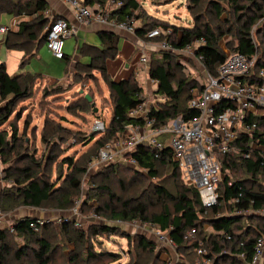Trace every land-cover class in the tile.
<instances>
[{
	"label": "trees",
	"instance_id": "obj_1",
	"mask_svg": "<svg viewBox=\"0 0 264 264\" xmlns=\"http://www.w3.org/2000/svg\"><path fill=\"white\" fill-rule=\"evenodd\" d=\"M94 1L103 5L107 0L88 2ZM121 1L122 5L110 15L116 20H139L134 34L140 39H146V32L155 27L170 30L168 35H160L155 40H165L175 50L185 49L194 40L203 39L202 44L194 47L193 54L207 73L215 74L218 65L230 54L219 45V39L225 35L233 38L232 45H228L231 53L237 51L248 57L255 55V72L264 66V27L255 31L252 29L259 18H264V6L258 0H227L233 14L232 21L220 18L224 8L219 1L186 0L187 10L193 18V25L188 27L165 24L146 15L144 19L138 0ZM47 7L46 0H0V14L23 16L16 29L9 28L3 37L6 49L23 52L20 66L36 55L44 44L48 26L56 18L45 14ZM172 35H178V38L171 39ZM99 37V46L81 43L78 52L87 55L89 61L82 63L77 60L73 68L96 70L107 83L113 102L105 131L97 137L93 134L83 136L80 140L85 145L93 141L90 149L77 160L64 155L61 163L69 171L63 174L61 168L57 181L52 182L45 167L33 155L25 152L16 131H13L10 143L0 130L1 172L3 178L11 182L9 187L0 191V212L11 211L21 205L70 209L80 195L82 177L96 156L97 149L126 126L143 124L142 118L128 114L142 102V87L135 76L131 74L113 80L107 72L106 61L115 58L118 53L120 37L109 30L100 31ZM155 51L158 57L150 59L147 76L150 80H156L155 94L164 98L150 107L149 113L155 117V125L164 124L177 115L183 119L197 116V110L188 106V100L193 88H202L201 83L177 74L180 66L171 61L173 50ZM64 56L70 61V56ZM39 76L42 75L29 72L10 75L5 63L0 62V100L6 101L0 107V125L9 116L14 100L30 96L35 79ZM89 96L91 101H87L84 95L83 101L94 105L92 96ZM221 105L227 103L221 101ZM83 106L78 105L77 108L83 109ZM246 121L256 124L251 137L239 134L233 142L235 151L218 154L223 178L216 184L218 203L210 210L202 207L197 188L184 181L180 167L171 159L170 147L155 151L138 146L134 154L136 167L108 162L90 175L86 200L81 201L80 211L88 199H93L97 201V205L92 207L96 215L103 214L119 222H152L161 230L169 228L168 235L176 245V252L184 257L176 264H200L205 260L209 264H248L256 239L264 235V212H260L264 210V153L250 148L252 141L264 146V108L257 109L256 114H249ZM67 133L69 131L63 125L47 120L40 132V140L52 150L56 147L54 139ZM245 151L249 152L247 157L243 154ZM56 158L57 155H50L47 161L54 162ZM8 160L13 163L8 164ZM163 173L165 176L160 183L150 181ZM32 218L24 216L16 219L14 232L0 227V264H112L120 258L119 253L93 248L94 238L104 233L118 232V225L99 223L81 228L70 220L59 224L46 222L33 231L29 227ZM206 225L214 232L205 233ZM190 229H195L194 236L184 238ZM15 235L22 240L17 246ZM124 235L130 238L129 234ZM133 237L136 240L133 247L135 257L125 264H168L159 259L162 250L155 249L153 240L137 233ZM56 238L62 240L61 244L53 243ZM199 242L204 249L201 253L196 251ZM69 243L71 248L63 246ZM57 245L62 253L68 252L66 256L61 255L65 258L62 262L54 259ZM240 253H243V258L239 257Z\"/></svg>",
	"mask_w": 264,
	"mask_h": 264
},
{
	"label": "built area",
	"instance_id": "obj_2",
	"mask_svg": "<svg viewBox=\"0 0 264 264\" xmlns=\"http://www.w3.org/2000/svg\"><path fill=\"white\" fill-rule=\"evenodd\" d=\"M64 1L73 8L74 21L56 17L47 28L44 41L47 50L57 59L63 58L65 40L76 34L77 26L95 22L131 33H134V28L137 26L133 19L116 20L111 17V12L122 5L121 0H107L103 5L97 1L89 3V0ZM9 28L7 25L0 24V34H5ZM169 33V29L162 30L155 27L146 32V39L139 38L140 42L136 47V50L140 51L139 61L145 65L148 62L146 49L175 50L167 41L155 40L160 35L166 36ZM202 43L203 39H196L193 42L195 46ZM255 61V55L248 57L235 51L228 54L218 65L215 74L205 72V83L201 84L202 88H193L191 98L188 100V106L198 112L193 118L183 119L177 115L164 124L155 125V117L149 113L150 103L154 106L155 101L149 104L139 103L128 114L142 118L143 124L126 126L123 131L97 150L88 168L97 169L108 162H119L136 167L134 154L138 146L149 147L155 151L168 146L171 149V159L180 167L184 181L197 188L202 207L206 211L210 210L218 203L216 184L223 178L218 154L235 151L233 142L239 134L251 137L256 124L248 123L246 118L249 114H256L257 109L264 108V66L259 67L255 72ZM151 81L156 86V80ZM163 100L164 98L160 96L156 102ZM221 101L227 105L222 106ZM92 130L103 133L104 122L94 119ZM166 133L169 139L167 141L160 139V135ZM250 148L259 149L264 153V146L255 141L250 143ZM243 154L247 157L249 152L245 151ZM78 215L77 207H73L63 214L33 217L29 221V227L37 231L46 222L59 224L70 220L79 227ZM7 216L8 214L0 215V227H7L10 232H14L16 220L3 224V217L7 218ZM93 217L97 215L93 214ZM142 223L144 226H149L157 242L176 251V245L168 235L169 228L161 230L155 223ZM194 233L195 229H190L185 233L184 238L191 239ZM198 244L196 251L201 253L204 249L201 247V242ZM262 253H264V235L256 239L248 264H258ZM239 257L243 258V253H240ZM201 264H209V261L205 260Z\"/></svg>",
	"mask_w": 264,
	"mask_h": 264
},
{
	"label": "rangeland",
	"instance_id": "obj_3",
	"mask_svg": "<svg viewBox=\"0 0 264 264\" xmlns=\"http://www.w3.org/2000/svg\"><path fill=\"white\" fill-rule=\"evenodd\" d=\"M216 1H219L224 8L220 18H228L230 21H232L233 14L228 1ZM138 2L141 6L142 10L140 12L143 14L144 19L146 15L169 25L172 24L180 27H188L193 25V18L187 10L186 0H138ZM258 2L264 6V0H258ZM22 18L12 17L10 14L2 13L0 14V23L6 24L10 27V25L12 26V23L9 25L10 20L11 22L16 20V23H18ZM133 22L136 25L139 24V20L133 19ZM262 27H264V18H259L258 21L252 26V29L255 31ZM2 37L3 36L0 35V41ZM97 37H99V35H97ZM177 38L178 35L171 36V39L176 40ZM98 40L100 41V37ZM76 42L77 39L74 37L66 39L63 52L68 56L77 54L81 59L79 60L80 62L88 63L89 57L78 52V48L81 45L80 43L77 45L78 47L76 50H74L76 47ZM227 42H229V44H226ZM232 42L233 38H231L230 35H225L219 39V45L226 51V53H231V49L228 47V45H232ZM194 47L195 45L192 44L187 49L173 50L171 61L179 64L180 69L177 71L179 76L187 77L188 79H194L195 81H199L201 84H204L205 71L201 61L193 54ZM5 49L6 48H2L0 46L1 56L5 55ZM40 49L47 51V48L44 44L39 48V50ZM145 54L148 61L146 63L147 66L150 59L158 57L155 50L146 49ZM139 56L140 51L135 50L129 62L131 61L132 65H135L134 68H136L137 71L134 72L132 66V70L128 75L132 74L133 77L135 76L137 83L141 85L142 102L149 104L150 102L155 101L154 103H156V100H159L160 96L155 94V85H153L152 81L148 78L147 73L145 72V64L139 61ZM0 61L2 62L3 60L0 58ZM9 68L11 69V67ZM107 72L109 77L112 78V74L108 69ZM81 90L82 92H80ZM84 94L92 96L94 105L83 101ZM112 102L113 97L108 85L102 79L98 71L79 68L75 69L72 67L68 76L63 81L57 82L53 80H47L42 76H39L37 79H35L30 96L13 101L10 109L11 112L7 119L1 123L0 130L5 133V138L7 141H10V143L12 141L13 131L15 130L16 137L22 142V146L25 147V152L28 155H33V157H35L37 161L42 164V167H45V171L50 174L51 181L55 182L57 181V173L61 168L63 174L69 171L65 168V164L61 163V158L64 155H69L73 159L77 160L81 158L83 154L88 151V149H90L93 141L85 145V142L80 139L83 136L89 134H93L96 137L100 134L98 132H93V121L94 119H100L104 122V124H107L111 116ZM5 103L6 101L0 100V107L5 105ZM78 105H84V108H77ZM150 105H153V103H150ZM92 106L96 107L97 111H93ZM47 120H51L54 123H59L60 125L66 127L69 131V133L65 134V136H62L63 138L58 137L54 139L56 147L52 150L49 146L46 147L45 144L40 140V132L44 128ZM160 136V139L165 141L169 139V135L167 133L161 134ZM95 154H97V151ZM50 155H57V158L54 162L47 161ZM26 162L27 160L21 162L20 165ZM7 163L12 164L13 162L8 160ZM88 167L86 174L82 177L80 195L75 198L73 206L71 207H77L79 211V215L77 217L80 225L79 227L86 228L88 225L99 223H107L110 225L119 226V231L116 233H104L94 238L93 248L97 250H110L119 253L120 258L112 263L125 264L130 259L135 257L133 254V247L136 243V240L134 239L133 234L137 233L146 236L150 240H153L156 245V250H163V247L165 248V246L157 242L155 236L151 230H149V226H144V224L140 221L118 222L116 220L106 218L103 214L97 215V217L94 218L92 207L97 205V201L93 199H88L87 204H85L80 211L81 201L83 203V201L86 200V193L89 189L88 179L91 174L97 172L100 169L90 170ZM164 176L165 174L163 173L158 178H152L150 181L152 183H160ZM3 177L4 174L0 172V191L11 185L10 180ZM25 208L26 207L21 205L14 210H22ZM49 209L51 208H45V210ZM11 211H7L5 213L9 214ZM5 213L0 212V215H5ZM3 220V224L5 225L8 223L9 219L3 217ZM204 228L205 233L214 232V230L209 225H206ZM126 233L130 235V238L125 237L124 234ZM14 237L16 246L22 243V240L18 236L15 235ZM57 242L61 244L62 240L56 238V240L53 241L55 244ZM63 246L68 248L72 247L71 243H69L67 246L64 244ZM60 249V246L57 245L54 253V259H56L58 262L65 260V258L61 255L64 254L66 256L68 254V252L62 253ZM129 249H131V252H128ZM168 250H170L171 253L169 254V257L164 260L167 261L168 264H176L177 261H180L184 258H182L175 251V249ZM159 259H161L160 255Z\"/></svg>",
	"mask_w": 264,
	"mask_h": 264
},
{
	"label": "crops",
	"instance_id": "obj_4",
	"mask_svg": "<svg viewBox=\"0 0 264 264\" xmlns=\"http://www.w3.org/2000/svg\"><path fill=\"white\" fill-rule=\"evenodd\" d=\"M46 1L48 4V7L46 9V15L48 17L50 18L63 17L68 20L74 21L73 20L74 10L64 0H46ZM19 17L22 18L23 16H19ZM10 23H12V26L10 25ZM9 25H10V29H16L17 27L16 20L12 22L10 20ZM76 30L77 31L75 35H72L69 38H67L70 39L74 37L77 39L76 47L74 48V50H76V48L78 47L77 45L79 43L81 44L82 42L92 43L99 46L101 44V41L98 40L99 37H97V35H99L100 31L103 30L113 31L120 37L118 41V53L116 54L115 58L106 61L107 69L112 74L113 80H119L127 77L129 72L132 70V66H133V71L134 72L137 71V69L134 68L135 65H132L131 61L129 62V60L133 56V52L136 50V47L139 45L140 42V39L134 33L121 29H113L107 25H100L95 22L89 23L87 25L77 26ZM0 35L4 37V34H0ZM3 37L0 41V46L2 48L3 47L5 48L3 43ZM22 56H23V52L19 50L5 49V55L1 56L0 54V58L3 60L2 62L5 63L7 72L10 75H14L17 73H25V72L38 73L47 80H53L57 82L66 79V77L69 74V71L73 67L74 62L77 60H81L77 54L70 56V61L65 56L61 59H57L48 50L45 51L44 49H40L36 53V55L33 58H31L25 65L20 66V60ZM9 67H11V69ZM145 72L147 73V65H145ZM24 207L26 208L22 210L19 209L12 210L11 213L10 212L9 214L7 213L8 214L7 219H9L8 223L24 216H32V217L54 216V215L66 213L67 211L61 209L45 210V208H35L29 206H24ZM168 249L170 248L163 247V250L160 253L162 260H166L167 257H169V254L171 252ZM258 264H264V253H262V256L260 257Z\"/></svg>",
	"mask_w": 264,
	"mask_h": 264
},
{
	"label": "water",
	"instance_id": "obj_5",
	"mask_svg": "<svg viewBox=\"0 0 264 264\" xmlns=\"http://www.w3.org/2000/svg\"><path fill=\"white\" fill-rule=\"evenodd\" d=\"M80 92H82V90H81ZM84 97H85V99H86L87 101H91V97H90L88 94H84ZM93 111H97V108L94 107V108H93Z\"/></svg>",
	"mask_w": 264,
	"mask_h": 264
}]
</instances>
